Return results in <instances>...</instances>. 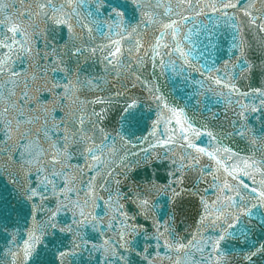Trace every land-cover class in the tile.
<instances>
[{"label": "snow or ice", "instance_id": "obj_1", "mask_svg": "<svg viewBox=\"0 0 264 264\" xmlns=\"http://www.w3.org/2000/svg\"><path fill=\"white\" fill-rule=\"evenodd\" d=\"M0 264H264V0H0Z\"/></svg>", "mask_w": 264, "mask_h": 264}]
</instances>
